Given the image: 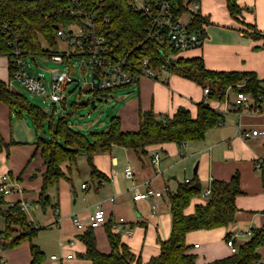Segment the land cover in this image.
<instances>
[{
	"label": "trees",
	"instance_id": "1",
	"mask_svg": "<svg viewBox=\"0 0 264 264\" xmlns=\"http://www.w3.org/2000/svg\"><path fill=\"white\" fill-rule=\"evenodd\" d=\"M223 1L229 15L241 25V31L249 32L253 37L261 36L255 24L243 19L244 7L240 5L239 0ZM68 2L69 0H0V24L3 21L10 22L17 37L22 40L26 52L47 54L57 46L55 32L58 26L66 25L73 19L63 8ZM171 2L180 7L177 14L185 10L184 0ZM84 8L95 13L100 20L108 18L109 37L122 51L132 48L135 55L152 57L156 64L165 61L162 51L168 55L178 53L177 50L167 49L157 40L147 38L146 26L150 20L134 9L128 0H84ZM211 23L209 15L199 10L192 14L189 27L205 38V27ZM7 39L6 34L0 30V54L7 52ZM43 41L47 44V50L42 48ZM174 61L175 63L171 64V72L192 79L201 86L208 84L207 79L214 80V83L209 85L208 94V97L213 99L224 100L226 88L237 90L236 84L242 81L245 86L241 89L245 92L256 95L257 92L264 91V80L259 79L253 71L209 69L204 65L201 56L185 57L178 54ZM7 69L11 75V68ZM92 90L96 94L99 89ZM109 90L111 89L106 91ZM0 102L6 104L18 116L28 114L37 129L47 117V112L31 104L23 94L10 88L1 78ZM195 106L194 115L188 108L179 106L171 116L161 118L151 109L140 110L138 128L134 130H123L119 117L115 115L111 117L105 129L93 131L90 138L68 126L63 118L58 119L54 124H50L53 138L45 140L38 137L36 141V150H39L45 164L37 202L43 208L48 205L57 207L51 204L48 188L57 184L60 179L69 180L71 163L79 149L86 153L91 174L103 177L94 164V155L97 151H109L112 145L146 154L148 147L152 145L203 140L209 128L219 125L223 114L204 101L195 102ZM11 143L0 136V152L4 150L6 156H9ZM210 188V195L202 198L197 174L177 182L175 191L168 195L169 236L165 239L157 238L158 252L146 260L142 259L140 252H134L121 240L120 232H115L110 219L103 224L109 251L103 252L97 248L94 228L87 226L82 234L77 235V239L85 246L84 252L79 256L90 264H198L197 253L191 251L195 243H191L188 236L198 230L227 227L235 221L236 212L239 210L236 197L242 193L239 173L236 171L228 180L212 179ZM6 203L4 194L0 192V216L4 220V227L0 230L1 247L12 248L28 241L31 255L28 264H41L45 253L34 243L41 227L35 226L28 218L20 201L7 205ZM191 205L190 211L188 209ZM142 223L145 224L139 222L140 225ZM263 231L264 225L253 227L250 237L237 245L236 252L201 264H259L256 261L261 258L258 248L264 244ZM0 264L4 263L0 261Z\"/></svg>",
	"mask_w": 264,
	"mask_h": 264
},
{
	"label": "rangeland",
	"instance_id": "2",
	"mask_svg": "<svg viewBox=\"0 0 264 264\" xmlns=\"http://www.w3.org/2000/svg\"><path fill=\"white\" fill-rule=\"evenodd\" d=\"M202 7L201 11L202 13L208 14L211 13L210 21L213 23L207 25L205 27L206 37L203 40L202 43V50H203V56L206 55V52H209V56H211V59L214 60V57L216 58V51L217 50H223V51H230L233 49L237 44V38H236V28L239 25L238 22L233 19L225 6V3L223 0H201ZM240 5L244 6L243 3L240 2ZM246 7V6H245ZM58 45H60V48L64 47L61 41H58ZM43 49H48L47 44L43 41L41 42ZM200 51V50H199ZM196 51L194 50H187V51H178L176 53V57L179 55H183L185 57H192V56H199L194 55ZM201 56V52H199ZM202 57V56H201ZM210 58V57H209ZM27 67L29 70L33 72H42L44 74L45 80L48 82L50 79V74L54 69H64L69 68L68 65H65L63 62H58L55 60H52L48 57H43L40 55L32 56L28 55L26 57ZM210 62V61H209ZM0 64H3V61L1 60ZM72 74L74 75L73 81L66 84L62 95L65 98V103L57 102V103H50L48 100H46L44 97L45 95H35L31 93L27 88H25L19 81L15 80L14 78L10 77L9 85L10 87L23 94V96L33 105H36L43 109L45 112H47V117L43 121V125L40 128H36L33 120L28 114H23L24 118L27 119L26 121L27 126L24 122H20L21 120H17L16 127L17 129L18 137H14L17 141L18 138H20L21 142H25L23 144L21 143H12L10 150H9V156H3L0 158V167L3 165L7 166L8 169H12L13 171L18 168L20 165L21 158H23L25 154V150L23 147L26 145H32V143H29L28 140L29 136L31 135V132L37 133L39 138H43L45 140H49L53 138V135L51 133L50 124H54L58 121V119L63 118L68 126L73 128L74 130H77L89 138L91 137V133L93 131H100L107 127L109 120L112 116H118L120 119L121 128L123 130H131L133 128H138V120H137V113L130 112L132 109L124 108L123 111H121V108L124 103L130 101L134 94H132V87H116L109 91L106 90H98L97 93L92 90V82H91V70L87 67L85 63L82 62L80 58H75L72 60ZM2 65H0V68ZM2 70V69H1ZM3 71V70H2ZM174 73V72H173ZM160 76V77H159ZM166 73L159 74L158 78H150V79H158L161 81L166 82ZM208 85H212L214 80L207 79ZM240 83V82H239ZM238 84V83H237ZM236 84V87H237ZM214 88H217L216 86H211ZM234 87V86H233ZM227 89V88H226ZM235 89V88H234ZM233 88H228V93H232L230 95V100L233 98ZM229 98V96H228ZM211 97L206 98V103L211 102L214 103L221 101L218 98L213 99ZM81 101H88L86 104H81ZM94 101V103H91ZM226 106L227 100L224 101ZM8 107V106H7ZM6 107V108H7ZM9 108V107H8ZM8 111H10L8 109ZM121 111L122 115H119V112ZM233 113V112H232ZM224 114V121L227 119H230L231 112L227 111ZM158 118H161L160 114H156ZM121 116L123 118H121ZM222 122L221 125L212 127L211 129L218 131L220 133V129L224 127ZM229 124H232V121L230 120ZM236 125V124H235ZM5 128H9L8 120H6V126ZM6 130V129H5ZM9 131V129H8ZM13 134V133H12ZM260 137V136H257ZM220 139L216 138V142L221 144L220 146L223 147L227 145L228 142L219 141ZM29 141V142H27ZM17 145V146H16ZM223 145V146H222ZM206 146V141L203 147ZM118 147V146H117ZM203 147L194 148L195 150H198L196 153L199 152V149ZM232 147V146H231ZM207 148V146H206ZM234 148V147H233ZM114 149H121V147L114 148ZM190 149V148H188ZM193 149V150H194ZM205 149V148H204ZM128 150L132 153L134 150L129 149ZM166 152L161 150L162 159L160 161V165L156 168L154 164L150 161V156L152 155V151H149L146 155H142L143 163L138 160L136 156H132L130 159V165L132 168L136 169L135 176L138 182L146 179V181H150V185L153 187H164V183L168 184L170 187L171 192L175 191L177 181H182L185 177H192L193 176V169L196 163L201 160L200 162V168L197 172V176L200 181L201 189L202 191H205V188L211 185V182L207 180V174H212L215 176V173L213 169L210 166H204L205 163L210 164L211 161L206 160V155L199 154V157L190 158L191 151H187L183 153V150L181 149L178 153H172L175 151L171 150L169 146H166ZM206 149L205 152H207ZM264 150V146L262 142L260 141V138H247L244 140V145L239 144V146L233 150L232 153L229 155H221L220 153L218 155L219 160L223 161H232L234 165L233 174L237 171L239 173V176L243 174V176L250 181L251 180V174H250V167L249 166H242L240 167V164L244 161L248 162V157H246V154H254L255 156L260 157L263 155L262 151ZM116 153V152H115ZM180 153V156H179ZM106 152L103 151H97L94 155V158L96 160H101L100 162L107 166L109 169L110 164L108 165L109 158L106 156ZM204 155V156H203ZM106 156V158H105ZM118 158V164L114 166L116 171L122 169L123 173V165L126 163L125 156L122 154L117 153ZM183 156V157H181ZM34 157V156H33ZM181 157V158H180ZM12 158L13 165L10 166L9 159ZM251 158V157H250ZM264 158V156H262ZM34 159V158H33ZM173 159V163H171V160ZM258 159V158H257ZM253 160V164L256 162V160ZM239 160L241 161L239 163ZM94 161V159H93ZM251 162V160H250ZM172 167L168 168L169 166ZM22 166V165H21ZM26 166V165H25ZM23 166L21 170L25 168ZM249 172H247V170ZM254 169V170H253ZM251 168V171L257 176H261L262 173L260 170L254 168ZM40 176V175H38ZM172 176H176V179H173ZM230 176H232L230 174ZM229 176V178H230ZM69 180L60 179L57 184H54L52 187L48 188V193L51 196V203L53 204L54 201L57 200V198L60 196V207L64 205L65 206L70 205L73 209V216L77 218H81L80 215H77V210L79 207L83 205V203H86V199L89 198L91 195H94V187L93 182L91 178V168L87 162V156L84 150L79 149L76 153V158L71 163V174L69 176ZM111 177V176H110ZM109 177V178H110ZM228 178V179H229ZM35 179V176L32 177L29 180ZM217 179V178H215ZM28 180V181H29ZM113 180H116V182L121 187V193L115 195L116 203L118 201L124 200L127 202L126 204L130 205L131 208H129V212H131L129 215L127 213L121 212L119 215L117 214V217L122 215L124 216V220H130L133 222L131 226L132 234L128 236L126 234L125 229L120 230V237L123 242H126L130 245L131 249L136 253H141L142 259L146 260L152 255H155L158 252L159 246L157 243V238L160 237L162 239H165L169 236V196L165 193L163 198H160L158 201L160 203V206L154 210V214H152L151 209V202H149L146 199L141 200H133V183L134 179H128L123 178L121 174H116L113 176ZM112 178L108 181H106L105 185V191L106 194H109V188L111 185H113ZM85 182L89 185L88 190L82 189V184H85ZM144 182V181H143ZM142 183V182H141ZM147 183V182H145ZM142 184L140 186V189L142 191L145 190V187L147 185ZM67 188V190L70 192V201L67 199H64L67 195V193L63 192L64 188ZM11 188V186H10ZM14 191H10V193L5 194L4 198L11 201L15 197L16 194H22L23 190L21 192L17 191V187L14 186ZM23 189V188H22ZM242 189V188H241ZM25 191V190H24ZM26 191L31 192V189L29 185H27ZM86 195V199L83 200L82 196ZM111 195V194H109ZM73 199L76 201L73 202ZM27 203H31L27 210H25L27 216L31 217L32 220L38 227H41V232L37 234V236L34 238V243L38 244V241L40 242V247L44 253H45V259L41 263L43 264L48 259H50V254H57L60 255L63 253L62 251V238H61V232H59L58 228L56 227L55 223V215H54V208L51 205H48L46 207H42L36 200H27ZM9 204V202L6 203V205ZM126 208V207H125ZM140 213V215L138 214ZM76 214V215H75ZM70 215V217L72 216ZM155 215V216H154ZM130 217V218H129ZM139 222H145L146 226H141ZM154 222L157 223L156 226H154ZM233 226V225H232ZM221 227V228H215L210 230H198L194 231L189 234L188 239L191 243L198 242L201 244L200 249H196L197 253V260L203 259V248L208 246V243H212L214 241H219L220 238H223L225 240L227 232L231 233H240L239 236L236 237V244L243 243L246 241L250 235H244L242 234L244 231L247 230V225L244 224H238L235 223L232 227ZM4 227V220L0 216V228ZM101 227V226H100ZM94 228V230L100 234L102 233L101 228ZM39 230V231H40ZM228 230V231H226ZM263 237H264V231H263ZM97 243L99 248H105L108 249L109 246L107 244L105 236L103 234H100V236L97 238ZM216 246L215 253H221L224 252L222 244L212 243L211 247ZM218 247L220 250H218ZM109 250V249H108ZM261 253L264 257V244L263 248H261ZM62 255V254H61ZM207 258L210 255H206ZM49 264H61L59 261H52ZM80 264H87L85 262H81Z\"/></svg>",
	"mask_w": 264,
	"mask_h": 264
},
{
	"label": "crops",
	"instance_id": "3",
	"mask_svg": "<svg viewBox=\"0 0 264 264\" xmlns=\"http://www.w3.org/2000/svg\"><path fill=\"white\" fill-rule=\"evenodd\" d=\"M240 2L244 4L243 19L248 23L255 24L257 29L261 33V36L253 37L249 32L241 31L239 28V26L241 25L238 23L239 25L236 28V34H237L236 38L238 40L237 44L233 46L234 48L228 52L223 51V50H217L216 58L214 57V60L211 59V56H209V52H206V55L204 54L203 56L202 45L200 47H196V48L189 49V50L196 51L194 55H199V56H200L199 52H201V56L203 57V60H204V65L209 69L253 71L255 72L256 76L259 79L264 80V0H240ZM199 3H200V11H201V7H202L201 0L199 1ZM208 15L210 16L211 13H208ZM1 60L3 61V64H0L2 65V67L0 68V78L4 80L5 82H7L9 85L10 75L7 69V59L3 56H0V62ZM165 78L167 80L166 82L158 80V79L156 80L150 79L149 77H142L139 79L137 84L126 85V87L128 86L132 87V91H133L132 94L134 95L132 96L133 98L130 101L123 104L121 111H123L124 108L132 109L130 112L137 113V120L139 124L138 114L140 110L151 109L156 114H160L161 117H163V116H171L179 106H184L188 108L191 111V113L194 115L196 112L195 102H198V101L206 102L205 100L208 97L204 96L203 91H202V86L198 84L197 82H195L194 80L183 77L173 72L166 74ZM122 87H125V86H122ZM231 94L232 93L229 94V98L227 97L224 100L219 101V103L215 102L214 104L211 102L209 103L207 102L210 106L222 112V114L226 113L227 111L231 112L232 118L231 117L230 119L226 118L225 121H224L225 117L223 114V118L221 119V122L219 123V125H221L222 122L224 121L223 123L224 127L220 129L221 130L220 133L218 131H215L209 128L206 131L204 139L200 141L185 142L181 144L174 143V142H167L164 144L149 146L148 152L152 151V155L150 156L151 163L154 164L156 168L158 167V165H160V161L163 156L161 154L160 149L166 152L167 151L166 146H169L171 150L175 149V151L172 153H178L181 149L183 150V153L189 150L191 151V154H192L190 158H194V159L196 157H199V154L205 153L204 155H206V160L208 159V161H211V159H216V160H213L210 164L205 163L204 165V166H210L215 173V176L212 174H207V180L210 181V179H215V178L221 179V180H228L230 174L233 175L232 172L234 169V165L232 161L219 160L217 157L220 153H222L221 154L222 156L223 155L225 156L226 154L229 155L230 153L233 152L234 149H236L239 146L240 143L244 145L245 138L241 137L237 132L238 124L240 123L241 129L264 128V110L253 111V110H247L243 108L236 109L232 105V100H230ZM226 100L228 104L227 106L224 102ZM6 107H7L6 104L0 102V136L7 142L11 141L14 144L16 143L23 144L25 142H21L20 138H18V140L15 141L16 139L13 138V135L16 138L18 137L17 129L19 128L16 127L17 120H21L20 122L21 123L24 122L27 126V123H28L26 121L27 119L23 117L24 115L18 116L13 111H11L8 107L7 108ZM8 109L10 111H8ZM121 111L119 112V115L120 114L122 115ZM121 118L123 117L121 116ZM6 120H8L9 128H5ZM230 120L232 121V124H229ZM134 129L136 128H133L131 130H134ZM30 134L31 135L28 138L30 142L29 141L27 142L32 143V145H26L25 147H23L25 150V154L23 158H21L20 165L18 166V168L13 171L12 169H8L6 165L5 166L3 165L2 167H0V174L6 173L9 175L10 179L12 180V185H11L12 192L15 190L14 186L17 187L18 192H21V190H23L22 194H19V193L16 194L15 197L11 199V201H9L8 199H5V200L9 203H13L15 201L26 203L25 210H27L29 205L31 204V203H27V200L37 201L39 197L41 185H42L41 175H42V172L45 170V164L43 163V160L39 154V150H36V141L38 140V135L37 133H34V132H31ZM216 138L220 139L219 141L228 142L226 147L223 145H222L223 147H221L220 146L221 144L216 142ZM251 138H256V139L260 138V141L262 142L264 146V136L251 137ZM205 141H206L207 148L206 146L203 147L205 144ZM12 143L9 146V150H10ZM117 146L118 145H112L110 150L106 152L107 153L106 156L109 158V161H110L108 163V165L110 164L109 169L107 168L106 165L100 162L101 160H96V158H94V164L97 167V169L102 172L103 177L96 175V174H93V175L91 174L93 187H94V195H91L89 198L86 199V195L90 194L88 192V194H85V196H82L83 200L86 199L85 200L86 203H83L81 207L76 209L77 210L76 214L81 216L79 220H81L83 223H86L87 216L98 205L104 209L107 219H110V221L112 222H114L119 217L124 218V216H122L123 214L117 217V214L119 215L121 212L125 211L127 215L131 213L129 212V208L131 207L129 204L128 205L126 204L127 202L122 200L116 203V199H115V195L120 194L122 190H121L120 185L116 182V180H113V176L119 173L123 176V178H126L124 176V173H122V169L116 171V169L114 168V166L118 164L117 153L118 154L120 153L125 156L126 163L123 165V168H124L126 164L130 165L129 162L132 156H136L138 160L143 163V159L141 156L146 155L148 152L146 154H143L140 151H134L131 153L128 150V148H125L122 146H118V147H121V149H114V148H118ZM200 146L203 148L199 149V152L196 153L198 150H195L194 148H198ZM206 149H209V150L205 152ZM155 153H158L159 158L156 163H153L152 157ZM262 153L263 155H261L260 157L255 156L252 153L246 154V157H248L249 159L248 162L244 161L240 164V167L242 166L250 167L249 169H250V174H251V180L248 181L245 178L246 176L244 177L243 174L241 175L240 188H242L241 189L242 193L236 197V205L239 208V210L236 212L235 221L227 227H230L232 225L234 226L235 223L244 224L251 228L264 225V170L261 171L262 172L260 174L261 176L259 175L256 176L251 171V168L253 169V166H254L253 160L257 158H262V156H264V150L262 151ZM3 156L6 157V153L4 150L0 152V158ZM179 156H180V153H179ZM200 162L201 160H199L196 163L195 166H197V171L196 172L193 171V175L197 174L200 168V165H201ZM240 162L241 161L239 160V163ZM171 163H173V159L171 160ZM9 164L10 166L13 165L12 158L9 159ZM23 166H25V168L20 171V169ZM172 166L173 164H171V166H169L168 168ZM133 170H134V176H135L136 169L133 168ZM246 170L247 172H249L248 169ZM34 176H35V179L29 180ZM111 178L113 180L112 182L113 185H111L109 188V191H110L109 194H111L109 195V194H106L107 192L105 191L106 190L105 185L107 184L106 181L110 180ZM172 178L176 179V176H172ZM188 178H191V177L190 176L185 177L183 180H186ZM133 179H134L133 183H130V184H133V188H132L133 191H134V187L138 186L140 189V186L144 184L145 182H147L146 184L150 185V181H146V179L140 182L135 180L136 177H134ZM27 185H29L31 192L26 191ZM163 186L164 187L167 186L171 193V190L168 184L164 183ZM164 187H161V188L154 187V188L157 190H161ZM88 188H89V185L85 182V186L84 187L82 186V189L88 190ZM63 192L67 193L64 199H67L68 201H70V198H71L70 192L67 190L66 187L64 188ZM164 194L161 197L154 198L153 200L154 202L158 203V207L160 206V203L158 200L160 198H163L165 196ZM50 199H52L51 196H50ZM75 201L76 200L73 199V202ZM54 204L57 205V207L54 208V215H55L56 227L59 229L58 231L61 232V238H62L61 243H62L63 253H61L62 255L61 254L57 255L54 253L50 254L49 256L50 259H48L43 264H49L52 261H56V260L59 261L61 264H80L81 262L90 264L88 260L79 256L80 253L84 252L85 246L79 239H77V235H80L84 232V230L87 227V224L83 225L82 227H78L73 224L72 219L75 216H73L72 214L74 212V209L70 205L65 206V202L63 203L64 205L60 207V196L57 198L56 201L53 202L52 205ZM188 210L190 211L192 210V205L190 206ZM138 214L140 215L139 212ZM70 215L72 216L70 217ZM152 215L153 214H151V216ZM28 218L33 222L35 226H38L34 223L31 217L28 216ZM169 219H170V214H169ZM125 221L129 222L130 226H132L133 224L132 221L130 220H125ZM153 224L154 226L157 225L156 222H154ZM141 226H146V225H141ZM100 228L102 230V233L100 234H103V236H105L106 241H107V237L104 231L105 230L104 226L102 225ZM1 229L3 228H0V230ZM40 232L41 230L39 231V233ZM169 232H170V224H169ZM94 234H95L96 241H97V238L100 236V234H98L95 230H94ZM230 234L231 232H229L226 238ZM226 238L225 240L223 238H220L219 241L212 242L214 244L217 242L219 244H222L224 252L215 253V250L217 247L214 246L212 249L211 247L212 243H208V246L203 248V259L199 261L196 258V262L198 264H201V263L211 261V260L221 258V257L231 254V251L226 244ZM193 243H198V242H193ZM38 244L40 247H42L39 241H38ZM97 248L103 252H108L109 251L108 249H110V248L101 249L99 248L98 243H97ZM200 248H201V244H199L198 247L192 248L191 251L195 252L196 249H200ZM261 248H263V245L258 248V253L260 254L261 257H263V254L261 253ZM218 250H220L219 247H218ZM69 254H71V257L67 256ZM207 254L210 255L208 258L206 256ZM52 255H56L58 258H52ZM30 259H31V255H30L28 241H24L18 246L12 247V248H2L1 242H0V261L3 262L4 264H28L30 262Z\"/></svg>",
	"mask_w": 264,
	"mask_h": 264
},
{
	"label": "built area",
	"instance_id": "4",
	"mask_svg": "<svg viewBox=\"0 0 264 264\" xmlns=\"http://www.w3.org/2000/svg\"><path fill=\"white\" fill-rule=\"evenodd\" d=\"M129 4L136 10L142 12L150 20L146 26V36L149 39L157 40L167 49L171 48L177 51L189 50L199 47L204 38L202 35L189 27L190 18L193 13L200 10L198 0H184L185 10L176 13L180 8L173 5L171 0H128ZM71 16L72 20L66 25H59L55 32L56 40L61 41L60 45L49 51L47 54L26 52L23 47L22 40L17 37L14 27L9 21H3L0 24L1 32L7 36V52L0 54L7 59V68H11L10 77L19 81L25 88L35 95H45V99L50 103H65L62 92L67 83L73 81L72 60L80 58L83 63L91 70V82H96V89L108 90L116 87L137 84L142 77L158 78L159 74L171 73V63L169 58L176 59V54H164L165 61L156 64L155 60L149 56H137L133 49L122 51L116 42L109 37L108 18L98 19L97 15L92 11L84 8V0H69L68 4L63 7ZM28 55H40L48 57L52 60L63 62L69 68L54 69L50 74L47 82L42 72H33L27 67L26 57ZM96 73V77L92 78V74ZM160 77V76H159ZM245 86L242 81L237 84V90L233 92L232 105L236 109H247L253 111L264 110V91L257 92L256 95L245 92L241 88ZM264 86V84H263ZM11 88V87H10ZM205 97L210 93V86L205 84L202 86ZM229 96L228 88L226 89V98ZM238 134L247 139L250 137L264 136V128L241 129L240 123L237 127ZM159 155L155 153L152 162L158 161ZM254 167L260 171L264 170V158H258L254 163ZM124 176L128 179L134 178V170L126 164L123 168ZM212 179H210L211 181ZM146 184V183H145ZM12 180L6 173L0 174V192L4 195L10 193ZM145 190L142 191L138 186L134 187L133 200L146 199L151 202L152 214L158 208V203L154 202V198L161 197L164 193L170 194L169 188L165 186L161 190H157L149 184H146ZM84 187L85 184H82ZM210 186L202 191L201 197L207 198L210 195ZM113 199V198H111ZM21 207L26 209V203L21 202ZM107 220L104 209L96 206L87 216L86 223L79 218L72 219L73 224L82 227L87 224L92 228L102 226ZM115 232L121 229L126 230V234H132L130 223L122 217L117 218L113 222ZM252 228H247L242 234L251 235ZM240 233H231L226 238V244L232 253L236 252L238 246L235 242L236 237ZM1 240V236H0ZM72 243V242H71ZM199 244L195 243L194 247ZM71 257V254L67 255ZM52 258H58L52 255ZM256 263L264 264V257H261Z\"/></svg>",
	"mask_w": 264,
	"mask_h": 264
},
{
	"label": "water",
	"instance_id": "5",
	"mask_svg": "<svg viewBox=\"0 0 264 264\" xmlns=\"http://www.w3.org/2000/svg\"><path fill=\"white\" fill-rule=\"evenodd\" d=\"M169 62L171 63V64H174L175 63V61H174V59H172V58H169ZM97 75H96V73L94 72L93 74H92V78H95ZM93 87L94 88H96L97 87V83L95 82L94 84H93ZM85 101H81L80 103L82 104V103H84ZM91 103H94V101H92ZM194 172H196L197 171V166H195L194 167V170H193Z\"/></svg>",
	"mask_w": 264,
	"mask_h": 264
}]
</instances>
